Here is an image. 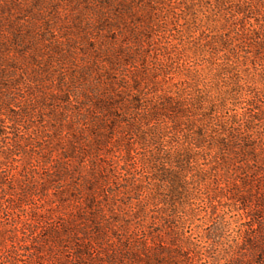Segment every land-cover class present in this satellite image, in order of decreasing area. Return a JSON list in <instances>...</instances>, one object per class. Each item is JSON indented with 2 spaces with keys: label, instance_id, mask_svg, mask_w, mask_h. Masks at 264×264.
Here are the masks:
<instances>
[{
  "label": "rangeland",
  "instance_id": "374dc122",
  "mask_svg": "<svg viewBox=\"0 0 264 264\" xmlns=\"http://www.w3.org/2000/svg\"><path fill=\"white\" fill-rule=\"evenodd\" d=\"M220 1L0 0V264H77L79 247L112 252L118 232L129 235L144 211L153 214L164 194L152 180L158 169L143 168L140 144L127 157L133 140L122 103L134 73L156 67L166 42L173 73L182 47L215 34L227 16L215 10ZM171 77L154 82L183 80ZM148 81L145 98L156 88ZM199 163L225 225L211 236L216 252L201 238L214 227L204 225L202 191L204 201L182 197L197 215L192 242L220 264H264V159ZM197 169L185 168L189 183Z\"/></svg>",
  "mask_w": 264,
  "mask_h": 264
},
{
  "label": "trees",
  "instance_id": "16d2710c",
  "mask_svg": "<svg viewBox=\"0 0 264 264\" xmlns=\"http://www.w3.org/2000/svg\"><path fill=\"white\" fill-rule=\"evenodd\" d=\"M215 10L227 14L214 22L215 34L193 47H182L175 54L180 63L172 67L173 73L167 69L173 58L166 42L156 67L134 73V92L122 103L128 115L123 117L127 135L133 140L127 145V157L133 156L135 143L148 148L142 166L158 169L152 180L158 181L155 187L164 194L154 201L152 215L144 211L138 217L141 227L126 235L128 228L123 226L125 235L116 234L118 244L112 252L98 255L91 247H79L77 264H220L218 254L209 256L203 246L192 242L197 215L191 205L185 210L180 203L184 196L200 201H204L200 195L205 196L210 218L204 225L209 222L214 227H208L201 238L218 250L219 243L211 236L225 223L217 219L216 196L202 187L200 180L207 171L199 160L228 165L264 159V0H221ZM190 52L193 64L188 60ZM172 74L183 80L160 88L154 82L158 77L171 79ZM145 80L156 87L151 97L145 98L141 91ZM193 164L198 167V180L193 176L189 183L183 172Z\"/></svg>",
  "mask_w": 264,
  "mask_h": 264
}]
</instances>
